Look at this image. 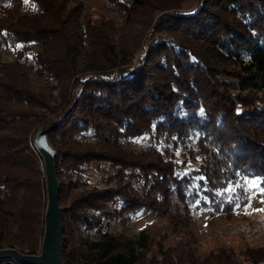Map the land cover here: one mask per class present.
Instances as JSON below:
<instances>
[{"label":"trees","instance_id":"trees-1","mask_svg":"<svg viewBox=\"0 0 264 264\" xmlns=\"http://www.w3.org/2000/svg\"><path fill=\"white\" fill-rule=\"evenodd\" d=\"M86 1L0 0L11 56L0 59V249L38 254L45 191L32 136L54 123L62 264H264V246L200 258L190 230L197 208L228 217L245 204L230 183L264 187V0H192L188 12L189 0H102L119 26ZM137 137L151 143L129 149ZM91 163L107 166L99 186L85 181ZM137 212L167 227L108 232Z\"/></svg>","mask_w":264,"mask_h":264},{"label":"rangeland","instance_id":"rangeland-1","mask_svg":"<svg viewBox=\"0 0 264 264\" xmlns=\"http://www.w3.org/2000/svg\"><path fill=\"white\" fill-rule=\"evenodd\" d=\"M194 2L189 0L181 5L183 11L188 12L193 9ZM85 10L94 17H103L111 20L114 26H119L122 21L119 12L102 0H87ZM155 18L158 16L154 14ZM138 32V27H134L133 33ZM0 59L4 61L11 60V56L0 49ZM151 141L147 137H137L127 140L129 149L139 151L146 148ZM107 166L103 164L96 165L91 163L87 166L85 172V181L87 185H101V180ZM239 181L241 187H236ZM230 183L226 191L231 194L236 188H241L245 195V204L233 209L230 216L211 215L210 211L197 208L192 212L193 221L190 230L196 240V256L203 258L209 250L218 247L242 248L264 246V189L260 184L258 187L249 188L245 179ZM248 181H256L250 179ZM233 190L229 191V186ZM107 227L108 232L115 235H123L128 238H135L142 230H147L150 234L163 233L167 227L165 220L156 217L150 213L137 212L131 216V219L125 224L119 220H111ZM39 252V251H38ZM36 255V254H35Z\"/></svg>","mask_w":264,"mask_h":264},{"label":"water","instance_id":"water-1","mask_svg":"<svg viewBox=\"0 0 264 264\" xmlns=\"http://www.w3.org/2000/svg\"><path fill=\"white\" fill-rule=\"evenodd\" d=\"M55 124L39 128L32 136V144L41 158L45 208L43 213L42 237L39 252L36 255L21 254L14 249H0V260H10L16 264H62V227L60 213L62 208L58 205V184L55 177L53 152L47 142V134Z\"/></svg>","mask_w":264,"mask_h":264},{"label":"snow or ice","instance_id":"snow-or-ice-1","mask_svg":"<svg viewBox=\"0 0 264 264\" xmlns=\"http://www.w3.org/2000/svg\"><path fill=\"white\" fill-rule=\"evenodd\" d=\"M244 179H245V183H247L249 185V188H253V187H258L259 186V183L256 182V181H248L246 177ZM236 187H241L239 181L236 183ZM228 190L229 191H232L233 190V188H232L231 185L229 186V189ZM261 191L264 192V189H261Z\"/></svg>","mask_w":264,"mask_h":264}]
</instances>
